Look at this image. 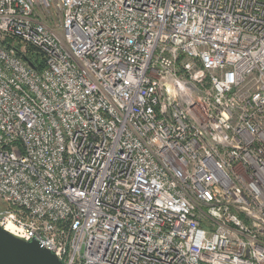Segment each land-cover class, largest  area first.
Instances as JSON below:
<instances>
[{
  "label": "built area",
  "instance_id": "built-area-1",
  "mask_svg": "<svg viewBox=\"0 0 264 264\" xmlns=\"http://www.w3.org/2000/svg\"><path fill=\"white\" fill-rule=\"evenodd\" d=\"M0 201L64 264H264V0H0Z\"/></svg>",
  "mask_w": 264,
  "mask_h": 264
},
{
  "label": "water",
  "instance_id": "water-1",
  "mask_svg": "<svg viewBox=\"0 0 264 264\" xmlns=\"http://www.w3.org/2000/svg\"><path fill=\"white\" fill-rule=\"evenodd\" d=\"M30 65L34 67L33 63ZM0 264H64L36 240L27 241L0 225Z\"/></svg>",
  "mask_w": 264,
  "mask_h": 264
},
{
  "label": "trees",
  "instance_id": "trees-1",
  "mask_svg": "<svg viewBox=\"0 0 264 264\" xmlns=\"http://www.w3.org/2000/svg\"><path fill=\"white\" fill-rule=\"evenodd\" d=\"M28 59L31 60L35 66L40 69L42 64L39 63L37 60L40 57V54H38L37 52H34V50L31 47H28V55H27Z\"/></svg>",
  "mask_w": 264,
  "mask_h": 264
},
{
  "label": "bare ground",
  "instance_id": "bare-ground-1",
  "mask_svg": "<svg viewBox=\"0 0 264 264\" xmlns=\"http://www.w3.org/2000/svg\"><path fill=\"white\" fill-rule=\"evenodd\" d=\"M3 227H5L8 231H10L12 233L15 232L11 225H4Z\"/></svg>",
  "mask_w": 264,
  "mask_h": 264
},
{
  "label": "rangeland",
  "instance_id": "rangeland-1",
  "mask_svg": "<svg viewBox=\"0 0 264 264\" xmlns=\"http://www.w3.org/2000/svg\"><path fill=\"white\" fill-rule=\"evenodd\" d=\"M0 203H1V201H0Z\"/></svg>",
  "mask_w": 264,
  "mask_h": 264
}]
</instances>
